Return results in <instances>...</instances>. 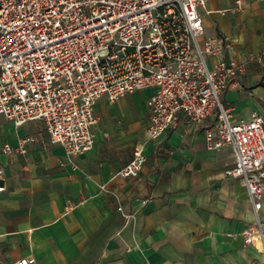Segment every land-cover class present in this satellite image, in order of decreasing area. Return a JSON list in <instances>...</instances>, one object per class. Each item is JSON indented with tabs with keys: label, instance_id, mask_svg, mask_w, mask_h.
<instances>
[{
	"label": "crops",
	"instance_id": "crops-1",
	"mask_svg": "<svg viewBox=\"0 0 264 264\" xmlns=\"http://www.w3.org/2000/svg\"><path fill=\"white\" fill-rule=\"evenodd\" d=\"M206 36L243 64L222 95L235 119L264 115V0H207ZM211 60H209V63ZM151 89L94 104L93 146L67 156L33 120L0 115V145L33 137L24 152H0V264H257L239 233L255 214L242 181L226 176L229 147H206L204 124L182 116L155 139L145 129ZM143 142L137 178L117 174ZM258 218L264 229V188Z\"/></svg>",
	"mask_w": 264,
	"mask_h": 264
},
{
	"label": "built area",
	"instance_id": "built-area-1",
	"mask_svg": "<svg viewBox=\"0 0 264 264\" xmlns=\"http://www.w3.org/2000/svg\"><path fill=\"white\" fill-rule=\"evenodd\" d=\"M207 0H0V115L15 126L40 120L49 141L69 157L93 146L94 104L151 89L147 140L180 116L204 124L206 147L232 150L226 176L244 184L255 214L239 233L264 264L258 218L264 188V115L235 119L222 95L236 87L243 64L222 54L224 40L206 36L199 9ZM242 0H235L241 9ZM209 60L211 62L209 63ZM33 137L0 152H24ZM143 142L118 170L137 178ZM2 186H0V190ZM21 258L14 264H26Z\"/></svg>",
	"mask_w": 264,
	"mask_h": 264
}]
</instances>
